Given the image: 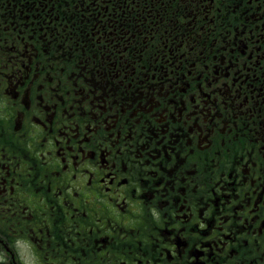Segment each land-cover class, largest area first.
<instances>
[{"label":"flooded vegetation","instance_id":"flooded-vegetation-1","mask_svg":"<svg viewBox=\"0 0 264 264\" xmlns=\"http://www.w3.org/2000/svg\"><path fill=\"white\" fill-rule=\"evenodd\" d=\"M0 264H264V0H0Z\"/></svg>","mask_w":264,"mask_h":264}]
</instances>
